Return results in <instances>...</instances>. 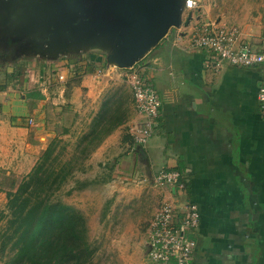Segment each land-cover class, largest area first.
Segmentation results:
<instances>
[{
	"label": "crops",
	"instance_id": "obj_1",
	"mask_svg": "<svg viewBox=\"0 0 264 264\" xmlns=\"http://www.w3.org/2000/svg\"><path fill=\"white\" fill-rule=\"evenodd\" d=\"M208 9L202 0L195 18L225 24L210 18ZM250 13L251 20L239 37L258 44L264 38V0ZM190 26L180 40L163 38L139 60L141 72L161 100L157 124L145 146L131 144L128 127L132 122H127L106 136L91 158L104 167L113 162L111 177L129 175L152 181L163 169L184 176L182 190L171 188V199L181 208L185 201L194 203L199 211L190 264H264L260 75L255 69L213 67L203 51L190 47ZM59 57L61 53L48 58L41 54V60L35 61L21 56L0 67V156L5 150L6 159L31 160L35 134L44 142L51 127L48 117L56 108L53 105L64 101L65 89L68 106L77 110L82 92L96 97L104 82L123 74L107 64L102 54L54 60ZM29 118L33 125H28ZM131 118L140 120L134 112ZM147 230L144 245L136 243L140 250L135 253L139 256L131 258L133 264H152L147 256Z\"/></svg>",
	"mask_w": 264,
	"mask_h": 264
},
{
	"label": "rangeland",
	"instance_id": "obj_2",
	"mask_svg": "<svg viewBox=\"0 0 264 264\" xmlns=\"http://www.w3.org/2000/svg\"><path fill=\"white\" fill-rule=\"evenodd\" d=\"M205 2L210 6L208 9V11L211 10L209 11L210 18L222 19L226 25H234L241 32L242 29L245 31L244 27L251 20L250 12L253 11V7L259 5L262 0H205ZM199 3L200 10L202 0H199ZM5 17V1L0 0V67L9 65L21 56L33 57L35 61H40L39 36L34 37V43L38 44L30 45H27L29 44L27 36H20L16 40L10 39L7 33L2 31L6 23ZM81 47L72 46L66 52L61 53L62 57L54 60H64L83 53H98L106 57V48L98 44L88 43ZM44 53L47 58L52 55L49 49L44 50ZM60 80L64 82V79ZM67 92L68 89L67 91L65 89L64 101L53 105L56 108L52 109L53 112L48 117L51 127L44 142H41L40 135L35 134L31 160L29 158L27 160L6 159L8 154L5 150L0 156V246H4V250H0V264H36L33 263V259L23 262L14 261L17 247L13 244L16 238L8 239V237L19 221L13 227H8L9 212L6 193L16 192L37 164L41 168L43 152L52 141H54L53 151L48 161L43 164L44 168L48 171L57 170L63 162L68 161L71 163V175L53 194L51 202L64 203L81 213L85 219V239L90 244L89 249L85 250L76 240L68 242L60 249L61 253H58L59 262L55 261L54 264L135 263L131 261V258L135 255L139 256L135 253L139 252L140 245H144L145 228L148 227L160 205L164 201L171 200V195H173L171 188L155 185L151 179L142 181V177L129 175L111 177L114 172V169H111L113 162L108 163L110 166L104 167L100 161L91 158L101 142L92 152L81 153L83 148L89 147L87 142L92 137L90 134L92 126L99 120V114L103 113L107 106L111 108L107 116L124 111L128 114L124 125L127 122L128 124L134 123L130 121L135 112L131 102V89L124 73L104 82L96 97H89L82 92L78 99L77 110L68 106L70 103L67 102L69 98ZM117 108L118 110L115 111ZM105 124V121L101 122L100 131ZM86 135L87 139H85ZM39 177L41 178V172L36 179ZM76 181L93 182L83 188H76L79 186ZM51 232L52 240H58L60 243L62 230L56 227V230ZM46 249V244L43 243L40 250L41 257H38V261L41 264H52L47 261L48 250Z\"/></svg>",
	"mask_w": 264,
	"mask_h": 264
},
{
	"label": "water",
	"instance_id": "obj_3",
	"mask_svg": "<svg viewBox=\"0 0 264 264\" xmlns=\"http://www.w3.org/2000/svg\"><path fill=\"white\" fill-rule=\"evenodd\" d=\"M4 1L2 31L10 39L27 36V45L38 44V35L43 55L48 49L55 55L72 46L98 44L106 48L107 64L122 69L133 67L170 28L191 19L188 12L182 22L185 0Z\"/></svg>",
	"mask_w": 264,
	"mask_h": 264
},
{
	"label": "built area",
	"instance_id": "obj_4",
	"mask_svg": "<svg viewBox=\"0 0 264 264\" xmlns=\"http://www.w3.org/2000/svg\"><path fill=\"white\" fill-rule=\"evenodd\" d=\"M199 0H185L183 20L188 12L191 19L187 25L172 27L164 38L178 41L186 34L189 27V45L192 49L203 51L213 67L220 69L224 65L239 68L255 69L260 75L257 91V105L264 118V38L258 44H252L239 37L234 25H226L218 20L196 19ZM122 69V68H120ZM128 80L134 114L139 121L129 125L133 146H145L150 138L159 117L160 97L149 78L141 72V68L133 66L123 68ZM59 79H64L61 75ZM33 125V119L27 120ZM184 176L177 170H160L152 182L162 187L180 191L183 188ZM199 225V211L194 203L185 201L182 208L176 201L167 200L154 213L147 230V256L152 264H190L195 247L194 234Z\"/></svg>",
	"mask_w": 264,
	"mask_h": 264
},
{
	"label": "trees",
	"instance_id": "obj_5",
	"mask_svg": "<svg viewBox=\"0 0 264 264\" xmlns=\"http://www.w3.org/2000/svg\"><path fill=\"white\" fill-rule=\"evenodd\" d=\"M138 64L139 61L134 66H138ZM117 110L118 108L115 109V111ZM109 111H111V108L107 106L104 112L99 114V120L92 126L90 133L92 137L87 142L89 147L83 148L81 153L92 152L106 136L128 119V114L124 111H118L117 114L107 116ZM103 121L106 124L103 125L102 131H100L99 128ZM87 138L86 135L85 139ZM131 144L133 145L132 138ZM53 145L54 141L43 152L41 168L37 164L16 192L8 191L6 193L8 199L7 210L9 212L8 227H13L19 221L17 227L13 228L10 237H8V239L16 238L13 244L17 247L14 254V261L16 262L33 259V263L41 264L38 257H41L40 250L43 243L46 244V250H48L47 261L52 262V264L59 260L60 255L58 253H61L60 249L72 240L80 242L85 250H88L90 246L85 239V219L81 213L64 203L51 202L53 194L71 175V163L68 161L63 162L57 170L51 169L48 171L44 168L43 164L48 161L49 156L52 154ZM40 172L41 178L36 179ZM76 182L79 183L76 188H83L93 181ZM56 227L62 230L60 243L58 240L53 241L51 237V231L56 230ZM0 248L1 251L4 250L3 245Z\"/></svg>",
	"mask_w": 264,
	"mask_h": 264
}]
</instances>
